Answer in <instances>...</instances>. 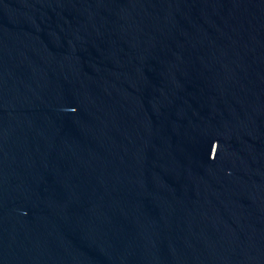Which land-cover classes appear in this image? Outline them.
<instances>
[{
    "label": "water",
    "instance_id": "water-1",
    "mask_svg": "<svg viewBox=\"0 0 264 264\" xmlns=\"http://www.w3.org/2000/svg\"><path fill=\"white\" fill-rule=\"evenodd\" d=\"M0 264H264V0H0Z\"/></svg>",
    "mask_w": 264,
    "mask_h": 264
}]
</instances>
